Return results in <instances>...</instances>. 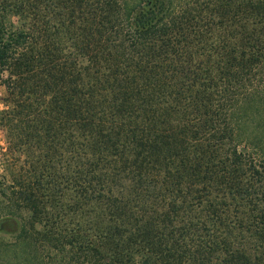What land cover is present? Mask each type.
Here are the masks:
<instances>
[{
    "label": "trees",
    "instance_id": "trees-1",
    "mask_svg": "<svg viewBox=\"0 0 264 264\" xmlns=\"http://www.w3.org/2000/svg\"><path fill=\"white\" fill-rule=\"evenodd\" d=\"M48 3L0 0L7 263L264 264V0Z\"/></svg>",
    "mask_w": 264,
    "mask_h": 264
},
{
    "label": "rangeland",
    "instance_id": "rangeland-1",
    "mask_svg": "<svg viewBox=\"0 0 264 264\" xmlns=\"http://www.w3.org/2000/svg\"><path fill=\"white\" fill-rule=\"evenodd\" d=\"M32 1V10L34 9L37 16L35 18L36 20V27L39 28V35L36 33V39H33L34 42H36V45L44 44L46 43V40H44V36L42 34V31H46L49 34L48 40L50 43V33H52V29L45 27L46 23L45 21L49 20L48 15L46 14V11L51 8H55L56 6H53L48 3V0H31ZM46 14V15H45ZM19 19L15 16L11 18V23L13 26L19 25ZM59 22H56V25L51 23L52 27L53 25L56 27H60L61 24H58ZM55 29V28H54ZM65 53V52H64ZM4 70L0 72V156L3 151H5L6 148V142L8 139L13 138L15 136L16 132H10L8 123H10L8 118L7 111H11V107L14 106V113L20 111V107L17 106V101L20 100V98H13L10 94V88L7 86V81L11 75H9V70H7L5 67ZM13 74V73H12ZM11 98V99H10ZM14 119V118H11ZM14 123L17 122V118L14 120ZM14 159L12 163L14 164L13 168L19 169L20 165L25 164V156L24 154L16 149L15 153L13 154ZM1 160V157H0ZM24 167V166H23ZM1 173V169H0ZM18 230V223L17 222H11L9 225L5 226V230H0V264H9L6 261L7 256L10 258V250H12V247H10V244L14 241L16 237V232ZM6 249V250H4ZM11 259V258H10ZM12 264V263H11ZM45 264H50L49 260L47 259L45 261Z\"/></svg>",
    "mask_w": 264,
    "mask_h": 264
}]
</instances>
